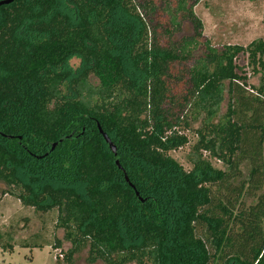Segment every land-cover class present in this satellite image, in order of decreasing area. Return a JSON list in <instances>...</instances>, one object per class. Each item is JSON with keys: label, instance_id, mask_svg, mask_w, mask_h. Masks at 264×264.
Segmentation results:
<instances>
[{"label": "trees", "instance_id": "obj_1", "mask_svg": "<svg viewBox=\"0 0 264 264\" xmlns=\"http://www.w3.org/2000/svg\"><path fill=\"white\" fill-rule=\"evenodd\" d=\"M195 5L0 7V193L57 210L68 262L87 248L89 264H264V84L247 88L236 64L264 72V42L212 47ZM187 132L184 171L169 154Z\"/></svg>", "mask_w": 264, "mask_h": 264}, {"label": "rangeland", "instance_id": "obj_2", "mask_svg": "<svg viewBox=\"0 0 264 264\" xmlns=\"http://www.w3.org/2000/svg\"><path fill=\"white\" fill-rule=\"evenodd\" d=\"M194 14L201 21L202 37L212 47L240 46L247 47L253 42H264V0H195ZM236 64L241 69L238 73L246 78L247 88H259L264 84V72L253 71L247 65L244 55L238 56ZM68 66L75 71L77 60H70ZM214 121L226 112L227 100L221 104ZM199 122L193 124L197 129ZM189 143L183 148L171 152L170 157L184 171L192 168L196 155L193 145L197 137L192 132L186 133ZM213 168L227 170L222 162L202 153ZM249 165H241L242 178L234 181L239 185L247 179ZM139 201H143L140 197ZM142 203V202H141ZM245 203H250L245 200ZM57 210L47 213L35 212L33 208L23 207L16 197L0 193V262L3 264H89L87 248L66 260L70 245L62 240L60 229L56 227ZM57 242L59 244H57Z\"/></svg>", "mask_w": 264, "mask_h": 264}, {"label": "water", "instance_id": "obj_3", "mask_svg": "<svg viewBox=\"0 0 264 264\" xmlns=\"http://www.w3.org/2000/svg\"><path fill=\"white\" fill-rule=\"evenodd\" d=\"M13 1H14V0H2V1H0V7H1V6H7V5H10ZM97 131H98V133L101 135V137H102V139L104 140V142L107 144L109 150H110L113 154H115V151H116L115 146L112 144V142L110 141V139L108 138V136H107V135L101 130V128H100L98 125H97ZM54 146H55V145H52V148H53ZM115 164H116L117 168L120 169V166L118 165V162H116ZM123 174H124V179H125V181L128 183V178H127L126 174H125L124 172H123ZM128 185H129L131 188H133L132 185H131L130 183H128ZM135 195L138 196V193L135 192Z\"/></svg>", "mask_w": 264, "mask_h": 264}, {"label": "built area", "instance_id": "obj_4", "mask_svg": "<svg viewBox=\"0 0 264 264\" xmlns=\"http://www.w3.org/2000/svg\"><path fill=\"white\" fill-rule=\"evenodd\" d=\"M0 264H3L2 262H0Z\"/></svg>", "mask_w": 264, "mask_h": 264}]
</instances>
